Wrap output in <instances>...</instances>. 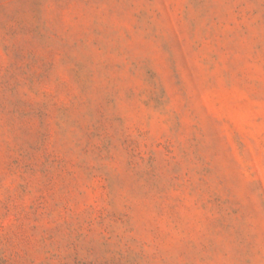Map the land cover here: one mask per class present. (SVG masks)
Listing matches in <instances>:
<instances>
[{
	"label": "rangeland",
	"instance_id": "obj_1",
	"mask_svg": "<svg viewBox=\"0 0 264 264\" xmlns=\"http://www.w3.org/2000/svg\"><path fill=\"white\" fill-rule=\"evenodd\" d=\"M0 264H264V0H0Z\"/></svg>",
	"mask_w": 264,
	"mask_h": 264
}]
</instances>
